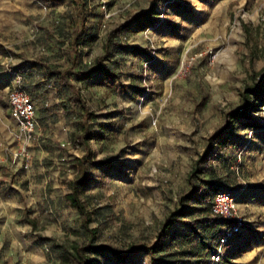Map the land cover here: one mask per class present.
<instances>
[{
    "label": "rangeland",
    "instance_id": "374dc122",
    "mask_svg": "<svg viewBox=\"0 0 264 264\" xmlns=\"http://www.w3.org/2000/svg\"><path fill=\"white\" fill-rule=\"evenodd\" d=\"M153 4L151 26L135 31L131 17ZM117 28L103 64L119 77L106 80L96 58ZM75 37L81 58L71 69ZM0 45V264H87L75 246L91 242L121 256L88 253L95 264H153L147 250L131 247L156 242L192 189L195 161L227 113L243 109L244 86L264 73V0H0ZM68 68L95 114L92 181L81 194L93 231L65 198L86 153L70 109L76 94L53 74ZM80 69L93 77L77 79ZM16 85L37 108L27 142L10 115L6 92ZM253 116L264 123V105ZM227 140L213 141L206 194L184 202L186 223L174 225L157 254L170 264H264V128L237 121ZM224 187L237 193L244 226L214 263L225 222L210 207Z\"/></svg>",
    "mask_w": 264,
    "mask_h": 264
},
{
    "label": "trees",
    "instance_id": "16d2710c",
    "mask_svg": "<svg viewBox=\"0 0 264 264\" xmlns=\"http://www.w3.org/2000/svg\"><path fill=\"white\" fill-rule=\"evenodd\" d=\"M53 1H59V0H53ZM162 1L167 2L168 0H162ZM155 11H156V6L153 4L149 7L148 10H141L136 14H134L131 17V21L134 23L136 29L135 31L137 32L143 31L149 26H151L149 24L152 21V19L153 20L155 19V14H156ZM124 27H128V24H126ZM81 30H83V27H81ZM120 30L121 29L117 28L109 33L108 39L103 45L105 52L104 55L98 56L96 58L97 65L95 67V70L97 71V73L101 74L102 77L106 80H112L119 77L118 72H116L110 66L104 65L103 61L109 57L110 48L114 40V35L118 33ZM78 42H79V37H75L72 47L74 56L71 62V67H70L71 69L76 68L80 62L81 52L77 49ZM0 51L3 54L6 53V51L1 45H0ZM70 71L71 70L69 68L64 70H54L53 74L57 75L60 86L69 87L76 94V98L72 101L70 109L72 110V112H78V114L80 115V125H81L82 134L78 136V141L81 145H83L86 148V153L83 156L76 159L78 176L67 182V185L69 186L71 192L66 194L65 198L69 202L70 206L72 208H75L83 217L84 227L89 231H93L92 229L89 228V223H91L92 221V215L91 212L87 209L84 201L82 200L81 194L92 181V178L86 173V165L94 154L93 150L89 145V141L92 139L93 133L91 132L90 126L88 125V121L92 117H94L95 114L88 107L85 100L81 97V94L77 92V87L75 83L72 81V76L70 75ZM73 75L77 79H90L93 77L91 71L85 72L81 69L73 72ZM241 97L244 102L243 109L241 111H229L227 113L226 125L218 133H216L214 136L211 137L205 150L203 151V153L199 155V157L195 161V164L189 175V179L192 184V189L187 194L183 195L182 202L184 205H185L184 203L185 201L189 202L194 199H197L201 195L206 194V189L202 185L204 180H202L201 177L206 171V169L210 166V164L214 162L216 159L215 145L213 143L215 139L227 143L228 134L234 131L237 121H240V123L245 128L248 127L255 129L264 128V123L253 116V114L256 111L260 110L261 106L264 105V73L259 79H256L251 84H246L244 86L243 90L241 91ZM106 125L107 124H105V126ZM98 135L100 137H103L101 133ZM194 178H197L198 182H195ZM209 183L211 187L213 186L215 188L219 187L213 181H209ZM224 189H232V188L224 187L217 190L216 192ZM184 205L181 207L180 210L172 211L169 214V216L166 218L165 222L163 223L159 231V234L157 236V240L154 244H152L149 247L144 245L132 246L131 250L134 249L147 250L153 260V264L156 263L170 264L171 263L170 261L159 258L157 254L164 248L168 234L171 232L174 225L176 223H186V221H184V218L186 217L185 215L186 210L184 208L185 207ZM220 219L225 222L224 227L228 223H233L231 221L222 218ZM91 252L109 253L121 259L120 254L110 245L94 244L93 242L88 243L86 246L82 248L75 246L74 255L80 260H85L87 264H95L88 256V253Z\"/></svg>",
    "mask_w": 264,
    "mask_h": 264
},
{
    "label": "built area",
    "instance_id": "2783aa9c",
    "mask_svg": "<svg viewBox=\"0 0 264 264\" xmlns=\"http://www.w3.org/2000/svg\"><path fill=\"white\" fill-rule=\"evenodd\" d=\"M8 103L10 115L18 124V139L24 142L31 141L38 128L37 108L31 93L21 85L10 87ZM210 209L214 217L233 222L224 227L220 237V248L211 255L213 262L216 263L221 259V248L242 232L244 220L238 214V197L232 189L216 192Z\"/></svg>",
    "mask_w": 264,
    "mask_h": 264
},
{
    "label": "crops",
    "instance_id": "0c3cea01",
    "mask_svg": "<svg viewBox=\"0 0 264 264\" xmlns=\"http://www.w3.org/2000/svg\"><path fill=\"white\" fill-rule=\"evenodd\" d=\"M8 89H9V88H8ZM8 89H7V92H6L7 96H8ZM37 119H38V117H37Z\"/></svg>",
    "mask_w": 264,
    "mask_h": 264
}]
</instances>
